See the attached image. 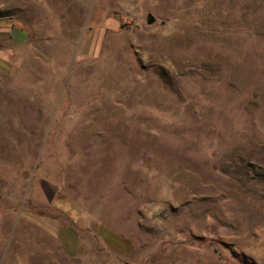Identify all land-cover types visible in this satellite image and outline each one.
I'll use <instances>...</instances> for the list:
<instances>
[{"label": "rangeland", "instance_id": "1", "mask_svg": "<svg viewBox=\"0 0 264 264\" xmlns=\"http://www.w3.org/2000/svg\"><path fill=\"white\" fill-rule=\"evenodd\" d=\"M2 25L0 264H264V0H0Z\"/></svg>", "mask_w": 264, "mask_h": 264}, {"label": "crops", "instance_id": "2", "mask_svg": "<svg viewBox=\"0 0 264 264\" xmlns=\"http://www.w3.org/2000/svg\"><path fill=\"white\" fill-rule=\"evenodd\" d=\"M25 37L22 31L11 28L10 25H2L0 27V55L22 45Z\"/></svg>", "mask_w": 264, "mask_h": 264}, {"label": "water", "instance_id": "3", "mask_svg": "<svg viewBox=\"0 0 264 264\" xmlns=\"http://www.w3.org/2000/svg\"><path fill=\"white\" fill-rule=\"evenodd\" d=\"M152 23H153V17L150 14H148L147 15V24H152Z\"/></svg>", "mask_w": 264, "mask_h": 264}]
</instances>
